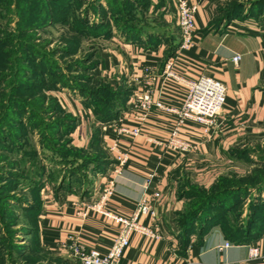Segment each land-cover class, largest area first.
<instances>
[{
  "label": "crops",
  "instance_id": "crops-1",
  "mask_svg": "<svg viewBox=\"0 0 264 264\" xmlns=\"http://www.w3.org/2000/svg\"><path fill=\"white\" fill-rule=\"evenodd\" d=\"M134 1L143 10L141 17L136 19L143 28L138 35L139 41L126 40L124 34L111 24L110 35L104 37L109 47L98 50L100 73L110 76L114 85L125 84L128 97L148 88L159 94L164 102L178 105L184 93L181 85L170 80L159 84L157 76L166 58L176 50H168L170 42L176 44L178 41L176 9L172 0ZM187 1L196 8L193 15L194 42L175 58L174 70L189 78L197 74L212 76L223 84L225 99L214 125L207 132L190 123L180 126L178 137L190 142L193 148L178 154L162 151L144 141L146 136L163 139L172 127V115L151 111L138 123L133 111L124 113L127 97L116 115L99 119L90 109H84V113L80 110L85 102L69 99V106L79 111L73 129L68 133L69 145L89 149L88 143L95 136L104 158L110 162L104 171L91 172L88 168L85 177L71 175V180H64L59 188V179L42 180L36 190L37 200L23 211L29 229L24 238L28 245L25 264H76L61 247L67 233L76 235L80 244L100 251L112 244L119 226L100 214L86 212L81 215L78 210L82 201L96 196V190L104 180L103 173L113 165L107 148L114 139L128 155L120 174L114 178L110 209L122 215L130 213L142 193V182L148 170H153L155 176L146 192H159L154 226L158 238L132 233L119 257L121 264H264V230L247 243L232 242L231 246L218 250L216 246L227 239L217 225H210L199 235L191 233L186 247L179 252L175 220L188 201L187 197L178 195L181 183L188 181L207 187L217 176L235 168L239 152L249 146L264 144L262 13L245 16L241 13L225 18L223 13L230 0ZM171 30L175 31L176 37L169 41ZM151 35L160 41L146 43V38ZM234 54L240 57L235 64L230 60ZM144 66L148 67V72L135 81L134 76L139 77ZM112 120L127 128L138 125L140 135L122 134L115 138V127L106 125ZM38 159L41 162L40 154ZM139 222L151 225L145 217H140ZM250 242L257 245L258 257L255 259L246 256Z\"/></svg>",
  "mask_w": 264,
  "mask_h": 264
},
{
  "label": "rangeland",
  "instance_id": "rangeland-1",
  "mask_svg": "<svg viewBox=\"0 0 264 264\" xmlns=\"http://www.w3.org/2000/svg\"><path fill=\"white\" fill-rule=\"evenodd\" d=\"M140 8L127 0H0V264H25L23 211L37 200L42 180H58L103 157L98 147L74 152L69 145L79 111L67 101L85 102L83 113L118 107L126 85L100 73L98 50L109 47L104 33L115 21L142 28ZM226 8L264 18V0H230ZM236 157L235 168L211 187L183 185L198 194L192 204L213 203L210 224L230 239L264 227V144Z\"/></svg>",
  "mask_w": 264,
  "mask_h": 264
},
{
  "label": "built area",
  "instance_id": "built-area-1",
  "mask_svg": "<svg viewBox=\"0 0 264 264\" xmlns=\"http://www.w3.org/2000/svg\"><path fill=\"white\" fill-rule=\"evenodd\" d=\"M174 9H176V25L178 27V44L175 52L168 56L163 64L161 72L157 75L158 82L170 80L175 84L181 85L183 96L178 105H172L161 100L159 94H154L152 90L145 88L137 93H131L125 104V112L133 111L135 120L138 123L145 119L148 112L159 111L172 115V127L163 139L150 136L144 137L145 142L158 147L162 151L169 150L175 153H186L193 146L190 142L178 137L179 127L185 123L198 125L202 131L207 132L215 123L216 117L222 109L225 99V90L223 84L216 78L204 74H197L194 78L185 77L174 70L175 58L181 50L187 49L193 45V15L196 10L195 5L187 0H172ZM232 63L239 60L237 54L231 55ZM148 72V67L144 66L139 73V77L134 76V80L141 79V75ZM147 79V78H146ZM119 120V119H118ZM117 120L106 123V125L115 127V138L119 135L135 137L140 135V127L134 125L126 126L116 125ZM111 154L113 165L103 173L104 180L96 190V196L82 201L81 209L78 210L81 215L86 212L100 214L105 218L116 223L118 227L116 236L112 244L105 251L89 248L79 243L76 235L67 233L61 247L68 255L76 261V264H121L119 257L122 251L128 245V239L132 233H138L147 238H158V231L154 226L157 222V211L155 203L159 197V192L153 190L147 194L146 190L154 178L153 170H148L142 182V193L134 202L131 211L127 215L114 212L109 207V200L112 196V188L115 176L119 175L126 162L128 152L125 148L119 146L115 139L107 148ZM140 217L149 219L151 225H143L139 222ZM232 242L226 240L221 245H217L218 250L227 248ZM257 245L250 242L246 248L248 259H255L258 256Z\"/></svg>",
  "mask_w": 264,
  "mask_h": 264
},
{
  "label": "trees",
  "instance_id": "trees-1",
  "mask_svg": "<svg viewBox=\"0 0 264 264\" xmlns=\"http://www.w3.org/2000/svg\"><path fill=\"white\" fill-rule=\"evenodd\" d=\"M121 1L123 2V0H121ZM124 1H126V0H124ZM129 1L130 2H135L134 0H127L128 3H129ZM114 3L116 5H119L120 1H117V2H114ZM237 14H241V13H238V12L231 13L227 9L225 11L224 16H225V18H230V17H233V16H235ZM129 21H131V20H128V22ZM113 26L116 27L117 29H119V31L122 34H124L126 40L129 39L131 41H134V40L139 41L138 35H139V32L142 31V28L137 27V26H133L132 23L131 24L128 23V24H126L123 27L121 22H116V21L113 23ZM107 32H108L107 34L104 33V36H106V37L110 35V29H108ZM153 40H155V41H153ZM145 41H146V43L156 44V42H159L160 39L157 36L151 35V36L147 37ZM169 44L170 45L168 47L169 48L168 50L171 51L174 48L176 49L178 42L176 44H172V42H170ZM126 91H127L126 92L127 95L124 96L121 101L119 100V105H118V107L115 110H110L109 108H107L106 111L107 110L108 111H107V113H105V112L98 111L96 109L95 111H93V114L95 115V117H98L99 119H109L112 116L116 115L119 112V109H121L124 106L125 101H126V99L128 97L129 93H128V89L127 88H126ZM72 127H73V123H72L68 133L73 129ZM68 142H69V139H68ZM88 144H89V146H88L89 149L90 148L91 149H95L96 147H98V145L96 144L95 136H92V139L90 140V142ZM72 148H73L74 152H80L81 149H82V148L76 149L74 147H72ZM96 160H97V163H91V164L89 162H87V163L83 162V164L80 165V167L78 168V171H72L71 170L70 172H68L66 174L64 173V175H62L60 177V179H59V181L61 183L58 186V188L63 186L62 184H63L64 180H67V179L71 180V178H70L71 175L79 174L80 176L85 177V170L88 169V168H90L91 172L104 171L105 170V168H104L105 165L110 162L108 159L104 158V154H103V157H100V158L97 157ZM220 179H223L222 175L217 176L214 179V181H212L207 187L194 185V184L189 183L188 181L182 182L181 186H179L178 195L179 196H185V197L188 198V201L185 203V205L183 207L184 208L183 211L181 212V214L177 215L176 220H175L176 225L178 227L177 237H178L179 252H182V250L186 247V245L188 243V236L191 233L194 232V233H197L198 235L201 234L202 232L205 231V229H207L208 226L211 225L210 222L214 219V217H213L214 208L213 207H208V205L210 206V204H213V203H210L207 206L204 205V203H199L198 205L197 204L196 205L192 204L191 203L192 200L194 198H197L198 194L191 193L192 191L188 192V190H186V188L183 187L184 183H187L189 185V187H191L195 191L197 189L201 191V190H204L206 188L211 187L212 185L215 184V182H217ZM40 185H41V183L38 186H40ZM231 208L232 207H230L229 210H231ZM251 222L252 221H250L248 223L250 224ZM248 229H246V231L238 239H230V238H228L227 235L224 234V232L221 229H220V231L223 234L224 238L229 240L230 242L247 243V242H249L251 240V238H253V237L257 236L258 234H260L264 230V227L260 231L255 233V234H251Z\"/></svg>",
  "mask_w": 264,
  "mask_h": 264
}]
</instances>
